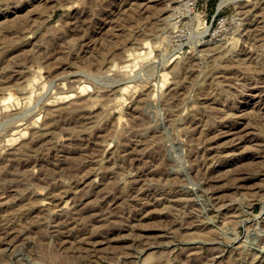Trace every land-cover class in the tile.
<instances>
[{"label": "rangeland", "instance_id": "1", "mask_svg": "<svg viewBox=\"0 0 264 264\" xmlns=\"http://www.w3.org/2000/svg\"><path fill=\"white\" fill-rule=\"evenodd\" d=\"M220 2L0 0V264H264V0Z\"/></svg>", "mask_w": 264, "mask_h": 264}, {"label": "bare ground", "instance_id": "2", "mask_svg": "<svg viewBox=\"0 0 264 264\" xmlns=\"http://www.w3.org/2000/svg\"><path fill=\"white\" fill-rule=\"evenodd\" d=\"M231 1H234V0H221V2H220V4L219 5H224V4H226V3H228V2H231ZM246 4H249V3H246ZM151 6V5H150ZM169 6V5H168ZM221 6H219V7H221ZM246 6V5H245ZM147 7V6H146ZM165 7V6H164ZM144 10V9H143ZM246 11V10H245ZM255 13V12H254ZM247 14V13H246ZM252 28V27H251ZM206 30H207V28H206ZM146 47V46H145ZM147 48V47H146ZM144 49H141L140 51L141 52H143V53H146V51H143ZM131 53V52H130ZM133 53V52H132ZM172 57V56H171ZM178 56H175V58H177ZM174 58V59H175ZM173 59V58H172ZM173 59V60H174ZM237 64V63H236ZM163 70V69H162ZM168 73V72H167ZM139 75V74H138ZM163 75L165 76L166 74H165V72H163ZM37 76V75H36ZM140 76V75H139ZM163 78V77H162ZM33 80V79H32ZM34 81H35V79H34ZM158 81V80H157ZM38 84V83H37ZM159 84V83H158ZM157 85V84H156ZM63 98H65V97H63ZM8 119V118H7ZM246 138V137H245Z\"/></svg>", "mask_w": 264, "mask_h": 264}, {"label": "trees", "instance_id": "3", "mask_svg": "<svg viewBox=\"0 0 264 264\" xmlns=\"http://www.w3.org/2000/svg\"><path fill=\"white\" fill-rule=\"evenodd\" d=\"M210 2H214V0H210Z\"/></svg>", "mask_w": 264, "mask_h": 264}]
</instances>
